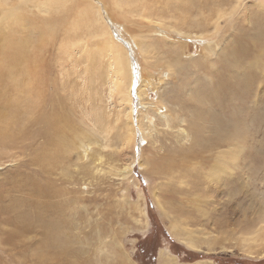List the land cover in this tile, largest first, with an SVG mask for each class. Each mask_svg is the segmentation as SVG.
<instances>
[{
    "label": "rangeland",
    "instance_id": "374dc122",
    "mask_svg": "<svg viewBox=\"0 0 264 264\" xmlns=\"http://www.w3.org/2000/svg\"><path fill=\"white\" fill-rule=\"evenodd\" d=\"M19 3L0 0L1 33L5 38L10 34L13 41L19 35L35 37L42 45L35 62L47 69L43 94L47 101L49 98V112L56 117L57 134L63 135L68 146L59 161L47 169L49 178L55 180L53 188L43 187L50 189L53 201L63 200L62 193L65 199L71 197V190L82 201L66 207V212L76 210L73 216L67 215L69 253L55 244L49 246L42 227L33 224L35 185L44 181H38L34 174L39 169L34 160L38 151L29 137L37 127L27 125L23 129L26 137L19 135L8 148H0V264H264V72L250 64L258 51L254 38L260 33L264 36V0H240L238 5L223 8L229 23L220 48L225 46L229 57L246 46L240 72L233 68L230 78L250 72L248 76L254 79L250 77L252 89L247 87L246 106L263 115L258 128L246 130L237 160L230 162V170L219 180L208 178L211 161L199 156L187 157L173 169L156 167L160 158L169 157L164 155L168 149L187 146L192 135H181L179 126L163 125V118L156 117L160 111L152 114L150 125L141 116L148 106H142L138 96L141 78L150 77L153 83V89L142 95L147 103L157 100L174 77L163 66L162 58L166 61L169 56L155 62L157 52L142 54L135 48L131 35L138 34L133 29H140L138 25L119 18L108 0H64V8H68L64 19L57 8L39 15L48 20L43 27L40 25L45 22L37 18L33 27L25 22L15 26L14 15L4 19L1 8H16ZM28 30L35 34L26 33ZM108 36L122 48L131 67L130 110L123 93L118 94L113 86V62L119 47L109 43ZM183 42L186 50L196 55L203 51L205 39ZM29 48L36 54V47ZM198 71H190L192 79L202 77ZM189 86L182 91L184 95ZM161 105L165 113L166 105ZM130 123L134 134L128 143ZM41 141L36 138L37 143ZM5 152L8 155H3ZM59 177L67 181L60 182ZM16 199L17 204L13 202ZM18 214L28 215L27 221L24 223Z\"/></svg>",
    "mask_w": 264,
    "mask_h": 264
},
{
    "label": "bare ground",
    "instance_id": "6f19581e",
    "mask_svg": "<svg viewBox=\"0 0 264 264\" xmlns=\"http://www.w3.org/2000/svg\"><path fill=\"white\" fill-rule=\"evenodd\" d=\"M63 1L19 0L20 3L16 8H7L4 6L1 8V13L4 19L7 17L11 18L14 15L15 26L23 25L25 22L33 27L34 21L37 18L38 21L45 22L43 25H40L43 27L47 24L48 20L41 18L39 15L49 14L51 10L53 11L59 8L57 11H60L62 19H64L66 15L64 12H66L68 8H64L65 5ZM108 1L114 9L118 11L117 15L119 18L125 21H132V25L135 23L140 27V29L133 27L134 30H138V34L131 35L133 45L138 51H141L142 54L152 53V51L157 52L155 62L159 61L161 57L169 56L170 58L168 59L167 57L168 60L166 61L164 60L165 58H162L165 62L163 66L167 68L169 76H171L172 79L174 77V81H172L169 88L158 94L159 97L157 100L153 99L151 102H143L144 97L142 95L153 89L150 88L153 83L150 77L141 78L138 96L142 106L144 104L148 105L141 116L143 119L146 118L148 125H150V119L153 118L152 114H155V111H160L156 117L159 119L160 117L161 119L163 118V125L171 128L179 126L180 129L178 131L181 135L187 132V134L189 133L192 135V138L187 146L180 145L178 149H168L167 153L164 155H169V157L165 159L160 158L158 162L156 161V167L166 166L165 169H173L179 166V164H182L187 157L199 156L203 160L211 161L207 169L208 178L214 179L213 177H215L219 180L220 175H226V171L230 170V162L237 160L238 157L236 153L243 148L242 145L246 137V130L249 128H258L261 121L260 117L263 115L262 112L259 113L255 108L246 106V100L249 98L248 88H251L252 84V81H249L251 78L254 79V77L248 76L250 72H247L248 75L241 72L240 76L236 78L231 76L232 78H230V72L233 68L236 69V72L239 74V67L241 68L243 63L242 60L246 56V46L241 50L235 51L232 56L229 57L225 51V46L220 48V43L226 39L225 31H228L226 25L229 23L225 19L226 13L223 11V8L231 5H238L240 0ZM33 8L35 11L34 15ZM19 12H21V14H19ZM22 12H27L30 16H24ZM75 28L82 27L75 26ZM35 29L39 31L40 27L37 26ZM134 30L133 32H136ZM30 31L35 34L32 30H28L26 33ZM136 35H138V37H136ZM9 36L10 34L5 38L0 30V148L2 150L3 148H8V145L14 143L19 135L26 137L23 129L27 125L37 127L29 137L34 141V147L37 148L35 151H38L36 152L34 160L39 169H37L34 174L37 176L38 181L41 180L44 182L39 181V183H35L34 192L37 197L34 201L33 224L37 226V228L42 227L44 231L43 238L47 240L49 246L55 244V248L59 246V248H62L60 251L64 250V253L68 254L69 252L67 249L69 248H67L66 245H68L70 238L66 231V227H69L70 221L67 215L69 214L68 216L70 217L73 216V211L76 212V210H71V208H69V213H67L66 207H70L67 205H71V202L78 203L82 201V197L76 195L74 190H71V192H74L71 197H66L65 199V195L62 193L64 197L63 200L58 199L53 201L51 198L54 196L49 192L50 189L47 190L43 187L44 185L52 187L54 184L55 180L54 178H49L47 169L52 162L59 161L61 152L66 151L68 146L65 143L63 135L57 134L60 131L55 126L56 117L52 114L53 111L52 113L49 112L47 108L49 98L47 101L43 94V83L47 74L45 70L47 69L44 68L45 70H43L45 64L42 66L35 62L37 51L39 52L41 50L42 45L39 44L35 37L28 38L27 35H19L20 38L13 41L10 40ZM110 36L107 37L108 42L113 43ZM2 37H4L3 40L1 39ZM200 39H205L202 52L199 53V51H197L199 54L194 55L190 50H186L187 45L183 40H196L197 42L200 41ZM254 43L255 46H258V51L253 55V60L249 62L254 69L264 72V36L261 33L258 34L254 38L253 44ZM113 44L118 46L116 43ZM243 45L244 42L239 43L240 47ZM29 46L37 48L35 51L36 54L32 55L29 52ZM193 46L194 43L192 47ZM187 51L190 52L188 53ZM142 57L144 56L142 55ZM113 63L115 66V78H113L115 81L113 82V86L118 94L121 95L123 93L121 97L129 103L128 108H126L130 110L131 101L129 89L133 75L131 74L128 58L122 48H118V53ZM149 64H147L148 68H151ZM52 68L54 67L52 66ZM190 71L193 73L195 71L202 72V74H200L202 77L197 76V78L192 79L193 75H191ZM188 86L190 87L189 92L187 95H184L182 91L187 90ZM159 104L166 105L165 113H163V111L161 112ZM185 107L189 108L188 112ZM127 116L131 119L130 111ZM61 118H63V115ZM65 120H67V118H65ZM142 125L141 123L140 129H142ZM128 129H130V132L126 134V140L129 143L134 134L131 123ZM36 138H41V143H37ZM66 142L68 143V141ZM82 144L85 145V143ZM219 147L222 148L218 149ZM53 149H55V151ZM216 149H218V151L215 152ZM83 150H87V148H83ZM3 155L8 154L5 152ZM97 160L101 161V157L97 158ZM20 162H22V160ZM20 164L19 166H21ZM234 167L235 166H233V168ZM86 171L83 170L84 173ZM65 175L68 177L72 176L67 173H65ZM59 180L60 182L61 180L62 182H66L67 178L59 177ZM20 186L21 184H17V187ZM51 192L53 193L52 190ZM32 197L34 196L32 195ZM61 197L60 194V198ZM13 202L17 204L18 200L16 199ZM18 215H20L19 218L22 219L24 223L27 221L28 215L25 214V216L23 215L24 217H22L21 214ZM17 235L19 234L17 233ZM44 239L40 240L43 242Z\"/></svg>",
    "mask_w": 264,
    "mask_h": 264
}]
</instances>
